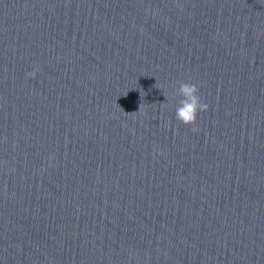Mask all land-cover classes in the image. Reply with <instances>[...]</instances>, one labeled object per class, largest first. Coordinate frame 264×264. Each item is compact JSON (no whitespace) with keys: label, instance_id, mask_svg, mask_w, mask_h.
Masks as SVG:
<instances>
[{"label":"water","instance_id":"95a60500","mask_svg":"<svg viewBox=\"0 0 264 264\" xmlns=\"http://www.w3.org/2000/svg\"><path fill=\"white\" fill-rule=\"evenodd\" d=\"M0 264H264V0H0Z\"/></svg>","mask_w":264,"mask_h":264},{"label":"clouds","instance_id":"9594fccd","mask_svg":"<svg viewBox=\"0 0 264 264\" xmlns=\"http://www.w3.org/2000/svg\"><path fill=\"white\" fill-rule=\"evenodd\" d=\"M39 68L26 73L27 78L35 79ZM180 95L182 99L176 108V119L185 125H190L192 131H197L198 115L209 110V104L204 102L200 95V87L195 83L181 82L174 95Z\"/></svg>","mask_w":264,"mask_h":264}]
</instances>
